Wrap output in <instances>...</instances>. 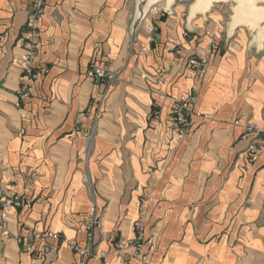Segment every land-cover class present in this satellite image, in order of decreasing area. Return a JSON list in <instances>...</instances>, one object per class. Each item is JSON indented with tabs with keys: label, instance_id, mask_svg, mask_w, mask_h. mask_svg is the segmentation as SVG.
<instances>
[{
	"label": "crops",
	"instance_id": "0c3cea01",
	"mask_svg": "<svg viewBox=\"0 0 264 264\" xmlns=\"http://www.w3.org/2000/svg\"><path fill=\"white\" fill-rule=\"evenodd\" d=\"M30 4L0 0V195L30 199L8 213L0 264H78L72 242L91 244L86 264H264L262 135L240 138L247 123L264 128V30L231 27L214 7L153 4L139 17L136 0H44L21 96ZM92 65L117 78L94 79ZM189 94L179 136L170 112ZM141 207L143 246L118 253Z\"/></svg>",
	"mask_w": 264,
	"mask_h": 264
},
{
	"label": "built area",
	"instance_id": "2783aa9c",
	"mask_svg": "<svg viewBox=\"0 0 264 264\" xmlns=\"http://www.w3.org/2000/svg\"><path fill=\"white\" fill-rule=\"evenodd\" d=\"M177 5L183 9H186L189 6L187 0H178ZM43 12H44V0H31L30 10L27 15L24 25V30L22 32V37H21L23 55H22L21 77H20L21 78L20 91L23 95H27V93L31 90L32 82L37 75L34 69V63H35L36 47L38 44V24L41 16L43 15ZM182 35L185 37L188 35V32L184 31ZM189 63L192 66V68L195 69L198 75L201 76L204 73V61H202L201 59H190ZM88 74L94 79L105 82L106 84H112L113 81H115V79L117 78L116 74L110 71L107 67H101L97 65H92ZM195 101L196 98L194 94H190L187 95L186 97H181L180 99L176 100L172 106L170 112V126L172 129L176 131V133L179 136L184 135L191 128L190 115L194 108ZM154 113L158 114L156 111ZM258 134H262L261 143L264 146V129L260 128L256 124L247 123L244 126V130L240 135V138L247 139L250 136H256ZM249 148L253 152L256 151L253 145L250 146ZM15 200H17V198H15L14 201L12 200L5 201V199H2L4 208H8L10 204L12 205L17 204ZM25 202L27 204L29 203L28 200H26ZM142 213H144V211H142ZM85 224L87 227L93 228L96 225L98 226L99 221L97 217L94 214H92L85 218ZM133 230L135 236L129 241L127 242L115 241L113 243L118 253H120V251L124 247H127L128 245H132L134 247L135 254H138L140 252V249L142 247L141 234L143 232L142 216H140L136 220L135 224L133 225ZM4 232L6 233V231ZM50 236L53 239H58L60 235L58 233H50ZM18 241L22 242V239L18 238ZM26 243H27L26 249H29L30 244L29 242ZM71 248L81 256V259L78 262V264H86L88 258L92 253L91 245L79 246V245H75V243H71Z\"/></svg>",
	"mask_w": 264,
	"mask_h": 264
},
{
	"label": "rangeland",
	"instance_id": "374dc122",
	"mask_svg": "<svg viewBox=\"0 0 264 264\" xmlns=\"http://www.w3.org/2000/svg\"><path fill=\"white\" fill-rule=\"evenodd\" d=\"M194 0H187V3H188V5H190L192 2H193ZM167 2V0H159V3H157L155 6L156 7H164V4ZM178 3V0H173V2L171 3V5H175V4H177ZM236 4H237V2H236V0H223V1H218V2H213L211 5H210V7H214L215 9H217V10H220L221 12H222V16H223V20H225V21H228V20H230V18L232 17V15L234 14V9H235V6H236ZM257 4L258 5H260V6H262V7H264V0H261V1H259V2H257ZM170 5V6H171ZM189 7V6H188ZM170 8V7H169ZM160 13H163L162 11H160ZM244 22H246V21H244ZM250 23H253V24H256L254 21H249ZM254 29L256 28H258V26H257V24H256V26L254 25V27H253ZM259 29V28H258ZM256 31H258V30H256ZM204 74V73H203ZM202 74V75H203ZM198 75V74H197ZM201 75V76H202ZM198 76H200V75H198ZM20 86L21 85H19V88H18V90H17V92H18V95H21V96H23V94L21 93V91H20ZM190 95V94H189ZM26 96V95H25ZM187 96V95H186ZM186 96H184V97H186ZM194 96H195V94H194ZM181 98V97H180ZM179 98V99H180ZM195 98H196V96H195ZM178 100V99H177ZM196 102V101H195ZM157 112L158 114H155L154 112ZM193 111H194V108H193V110H192V113H193ZM192 113H191V115H192ZM152 117L154 118V119H158L159 118V110H154L153 111V113H152ZM190 115V116H191ZM191 122V121H190ZM254 124V123H253ZM262 129H264V128H262ZM186 134V133H185ZM262 135V134H261ZM182 136V135H181ZM9 188V190H7V192L6 193H3V194H1L0 195V231L1 232H3V233H5L4 231H6V222H7V217H8V213L9 212H12V211H15L17 208H19V207H21V206H29V204H30V199L29 198H24V199H22V197L19 195V194H17V193H14V191H12L11 190V186H8ZM15 198H17V200H15V202L17 203V204H10L9 205V207L8 208H4V206H3V203H2V199H5V201H7V200H12V201H14V199ZM28 200L29 201V203L27 204L25 201L26 200ZM142 211H143V209H142V207L141 208H139V213H138V217H137V219L140 217V216H142V218H144L143 217V215H144V213H142ZM94 215H95V213H93ZM92 215V214H91ZM97 217V216H96ZM98 219V218H97ZM136 219V220H137ZM136 220L134 221V223H133V225L135 224V222H136ZM98 221H99V219H98ZM100 225V222H99V224H98V226ZM84 226H85V228L88 230V236L90 237L91 235H92V230L95 228V227H98L97 225L96 226H92L93 228H91V227H87L86 226V224H85V219H84ZM3 230V231H2ZM132 230H133V226H132ZM143 231H144V221H143ZM133 232H134V230H133ZM6 233H7V231H6ZM50 233H57V232H50ZM50 233H48V236L49 237H51L50 236ZM59 234V233H58ZM60 235V234H59ZM134 236H135V233H134ZM141 237H142V240H141V243H142V246H143V243H144V237H143V232H142V234H141ZM18 238L19 239H22V242H19L18 241ZM52 238V237H51ZM57 240H60V241H62L63 242V238H62V236L60 235L59 236V238L57 239ZM150 240L151 239H148V240H146L145 241V243L147 242V243H150ZM16 241L21 245V249L23 250V251H25V252H29L30 250H31V242L29 241V240H25V239H23L22 237H16ZM26 242H29V244H30V248L29 249H26V246H27V243ZM72 243H74V242H72ZM75 245H77L76 243H75ZM89 245H91V244H89ZM70 246H71V243H70ZM92 247V246H91ZM75 251V250H74ZM92 254H93V249H92V253H91V255H90V257L92 256ZM89 257V258H90ZM88 258V259H89ZM88 261V260H87ZM87 263V262H86Z\"/></svg>",
	"mask_w": 264,
	"mask_h": 264
},
{
	"label": "bare ground",
	"instance_id": "6f19581e",
	"mask_svg": "<svg viewBox=\"0 0 264 264\" xmlns=\"http://www.w3.org/2000/svg\"><path fill=\"white\" fill-rule=\"evenodd\" d=\"M158 1L159 0H147L144 6L145 11ZM218 1L223 0H194L190 4L191 14L196 12H205L209 9L213 2ZM259 1L261 0H254L251 2L250 6H247L249 4H247L246 0H236L237 4L234 9V14L231 17V27L243 23L244 21H252L250 18H255V20L264 19V7L257 4ZM172 2L173 0H167V8H169Z\"/></svg>",
	"mask_w": 264,
	"mask_h": 264
},
{
	"label": "water",
	"instance_id": "95a60500",
	"mask_svg": "<svg viewBox=\"0 0 264 264\" xmlns=\"http://www.w3.org/2000/svg\"><path fill=\"white\" fill-rule=\"evenodd\" d=\"M146 1L147 0H136V8H137L139 17H142L145 12L144 6H145ZM246 1H247V4H249L247 6H250L251 2H253L254 0H246ZM250 20L254 21L257 24L258 28L264 30V19L255 20V18H250Z\"/></svg>",
	"mask_w": 264,
	"mask_h": 264
}]
</instances>
